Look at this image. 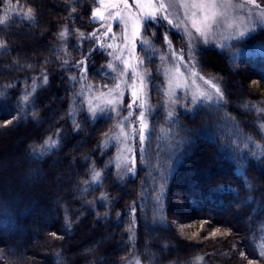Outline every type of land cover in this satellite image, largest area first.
Returning <instances> with one entry per match:
<instances>
[{
    "label": "trees",
    "instance_id": "1",
    "mask_svg": "<svg viewBox=\"0 0 264 264\" xmlns=\"http://www.w3.org/2000/svg\"><path fill=\"white\" fill-rule=\"evenodd\" d=\"M94 1L11 0L9 7L0 0L7 17L0 24V91L7 93L0 140L3 153L15 143L19 152L10 172L0 173V264H123L134 249L145 264H195L196 257L202 264H264V56L249 54L264 46V27L201 56L202 71L222 77L227 104L203 103L193 114L178 109L176 121L160 110L139 175L118 186L115 147H103L113 118L92 121L67 76L90 47L70 42L67 64L55 49L62 26H94ZM28 7L31 22L21 19ZM163 34L148 24L151 46L141 49L152 101L163 96ZM89 73L96 83L108 80L98 62ZM34 81L25 107L22 94L33 93ZM48 137L58 145L36 158L33 148L39 152ZM93 168L99 182L91 180ZM39 173V181L20 184Z\"/></svg>",
    "mask_w": 264,
    "mask_h": 264
},
{
    "label": "rangeland",
    "instance_id": "2",
    "mask_svg": "<svg viewBox=\"0 0 264 264\" xmlns=\"http://www.w3.org/2000/svg\"><path fill=\"white\" fill-rule=\"evenodd\" d=\"M164 2L171 5L169 15L173 20V24L169 25L167 21L162 19L163 13H161L159 22L145 21L141 28L140 37L134 41V48L133 42L124 40L125 26L119 18L106 19L104 22H94L92 12L94 9L100 7L99 0H95L91 7V22L94 24L93 27L88 28L89 30H77L70 26H62L60 32L67 29V37L61 38L59 32L55 43L56 51L64 56L63 63L67 60L65 57L67 56V49L71 43L74 44V47H82L84 43L90 47L89 54L79 60L84 61V66L77 67L76 64L78 65V63H76L74 68L75 72L69 73L67 76L69 77V82L74 84L76 89L74 98H82L84 100L92 121H98L108 117L113 118L114 125L105 136L103 147H115L117 157L115 180L118 186L128 185L139 175L140 166L143 164L147 150L151 123L160 110L165 112L167 118L176 121L178 109H181L183 114H193L194 109L203 103L219 106H225L227 104L222 77L217 74L203 72L201 68V56L206 51H220L230 44L242 40L230 35L232 29L227 25L231 22V17H229L227 21L221 20L216 25L215 33L209 35L208 42L205 43L203 38L197 35L194 29L191 28L190 20L184 16V9L180 7L181 0H164ZM235 2L240 3L241 0H235ZM256 2L261 5V9H264V0H256ZM128 4L135 12V0H128ZM261 9H251L253 12L251 17L247 16V6L244 12L241 13V15L245 17L244 23L252 26L253 33L264 27V25L256 23L259 21V12ZM148 24H152L155 28L164 29L163 41L165 50L161 53L160 57V59L163 60L162 74L164 77V89L163 96L161 98H155V101H152L149 94L148 85L151 76L150 72L144 66V59L141 53L142 46H145L144 34ZM108 25L111 26L112 31L106 34ZM127 31L130 36V24ZM80 33L84 34L83 38L80 36ZM93 33H95V36L91 35ZM165 36H167V41H165ZM247 36L249 35L246 34V37ZM189 42L191 43V53H189L188 50ZM109 44H113L117 47L109 48ZM182 50L183 59L181 60ZM93 52L100 54V57H97L98 61L97 59L95 60V58H90ZM251 53L264 56V46L256 48L253 52H249V54ZM124 60L129 61L132 67L126 69L122 62ZM69 62L71 61L69 60ZM96 62H98V69L103 75L107 76L108 80L96 83L91 79L89 67L90 65L94 66ZM109 64H112L113 68H109ZM132 68H135L145 81L143 91L139 93L138 99L135 102H133L132 90L133 82L137 78L134 77ZM192 71H196L199 75L193 78L191 74ZM200 76H202L204 80H208L212 84L220 87L224 98L219 101V104L216 103L217 97L211 84H205L204 80L199 79ZM70 77H74L75 79H70ZM193 79H195V83H193ZM117 83L120 84L119 89H116ZM234 85L239 92L242 91V85L239 81L236 80ZM89 86L92 87L90 88ZM196 88L208 92L212 97L211 101L198 100L195 105L192 104V94ZM109 92H112L111 96L108 95ZM97 97L101 98L98 100L96 99ZM109 99L115 100V103L111 105L107 104ZM173 100H175L174 103L172 102ZM90 102L93 107H95V112L90 110ZM74 104L75 101H72L71 109ZM130 104L132 105L131 108H129ZM142 104L143 107H141ZM97 105H99V107H96ZM170 111L172 112L171 117L169 116ZM141 112L144 113V122L147 125L144 132L145 140L143 144L139 138V117ZM121 126L123 128V134L120 130ZM15 145L17 144H14V148L16 149ZM3 148L4 144L0 140L1 174L10 172V169L17 164L15 163L16 158L19 157V152L15 151L14 148L7 153H3ZM129 168H132V171H129ZM17 173L18 172H15L14 174L17 175ZM42 175V173H39L32 178L24 177V180H22L20 184L24 182L25 184H31L33 179L34 182H37L42 179ZM130 213L133 239H135V234H137V222L135 220L137 215L136 209L132 207ZM242 257L245 261L247 260L245 256L242 255ZM137 261H139V264H145L139 253L134 249L123 264H136ZM256 264L259 263L256 262Z\"/></svg>",
    "mask_w": 264,
    "mask_h": 264
},
{
    "label": "snow or ice",
    "instance_id": "3",
    "mask_svg": "<svg viewBox=\"0 0 264 264\" xmlns=\"http://www.w3.org/2000/svg\"><path fill=\"white\" fill-rule=\"evenodd\" d=\"M6 3L8 6H11V0H6ZM100 7L96 8L92 12L93 19H99L101 22H104L106 19H116L119 18L120 21L125 26V35L124 40L133 42V48H134V41L140 37L141 35V28L145 21H156L159 22L161 19V13H163L162 19L167 21L169 25L173 24V20L170 18L169 15V9L171 5L166 4L164 0H135V9L134 12L131 7L128 4V0H99ZM248 7L247 16L251 17L253 15V12L251 9H261V5L256 2V0H241L240 3L235 2V0H181L180 7L184 9V16L190 20L191 28L194 29L195 33L203 38L204 42H208L209 35H212L215 33L216 25L221 21L225 20L227 21L229 17H231V22L228 23V27L232 29V32L230 35L235 38L244 39L246 37V34L249 36L253 34V29L250 24H245L244 19L245 17L241 15V13L244 12L245 7ZM17 7L19 5L17 4ZM21 19H27L29 22H31L33 17V9L31 7H28L26 12L21 16ZM7 21L6 16H0V24H4ZM260 25H264V9H261L259 12V21L256 22ZM129 24L131 25V34L129 36L128 34V27ZM67 29L60 32L61 38L67 37ZM112 29L111 26L108 25L106 28V34L111 33ZM95 36V33L91 34ZM80 36L83 38L84 34L80 33ZM114 38V37H113ZM165 41H167V36H165ZM145 45L151 46V41H144ZM3 44L0 43V47H2ZM109 48L117 47L113 44L108 45ZM189 53H191V43L189 42ZM119 58V57H118ZM181 60L183 59V50L181 52ZM124 67L130 68L132 65L129 61L124 60L122 61ZM65 64L68 63L67 60L64 61ZM84 61L81 60L78 62L77 67H83ZM109 68H113L112 64L108 65ZM114 70V69H113ZM86 71V69H85ZM133 75L137 79L133 82V90H132V97L133 102H135L138 99L139 93L143 91L144 88V78L136 71L135 68H132ZM178 71V69H177ZM192 77L195 78L199 74L196 71H192ZM43 80L45 83H47V76L44 75ZM70 79H75L74 77H70ZM199 79L204 80L202 76L199 77ZM138 81V83H137ZM193 83H195V79H193ZM205 84H211L213 89L215 90V94L217 97L216 103L219 104L220 100H223V93L219 86L212 84L208 80H204ZM7 87V86H6ZM90 88L92 86H89ZM35 81L33 83V93L25 92L22 94V101L23 105L27 107L30 103L29 96L34 94L35 92ZM120 88V84H116V89ZM7 93L4 91H0V98L4 97ZM103 95V94H102ZM109 96L112 95V92L108 93ZM101 97H97L96 99H100ZM212 97L209 95L208 92L201 90L200 88H196L193 91L192 94V104H196L198 100L201 101H211ZM173 103L175 100L172 101ZM34 103V101L32 102ZM115 100L109 99L107 101V104L111 105L114 104ZM96 107H99L97 105ZM132 105H129V108H131ZM143 107V104L141 105ZM89 108L91 111L95 112V107L89 103ZM33 115H35V112L33 111ZM169 116H172V112H169ZM194 118V116H193ZM140 141L143 144L145 140V129L147 125L144 122V113H140ZM8 123H11V121H6L5 125ZM121 133L123 134V128L121 126ZM59 141L53 139L52 137H48L44 143L40 146L39 152L35 148H33V154L36 156V158H43L45 155L49 153V151L53 148H55L58 145ZM262 153H264V149H261ZM134 163V160H133ZM129 171H132V168L128 169ZM101 178V173L99 171H96L94 168L91 170V180L93 182H99ZM245 187L247 188L248 185L245 184ZM103 195L101 199H103ZM246 201H241V206ZM219 233V229H217V232L212 233L213 236L217 235ZM52 235H55L54 233ZM260 256L264 257V247L260 250ZM243 255V254H241ZM203 257H196L195 258V264H202ZM57 264H62V261L58 259ZM136 264H139V261L136 262ZM248 264H256L255 261L249 259Z\"/></svg>",
    "mask_w": 264,
    "mask_h": 264
},
{
    "label": "water",
    "instance_id": "4",
    "mask_svg": "<svg viewBox=\"0 0 264 264\" xmlns=\"http://www.w3.org/2000/svg\"><path fill=\"white\" fill-rule=\"evenodd\" d=\"M94 22L97 23V22H100V20L99 19H95Z\"/></svg>",
    "mask_w": 264,
    "mask_h": 264
}]
</instances>
